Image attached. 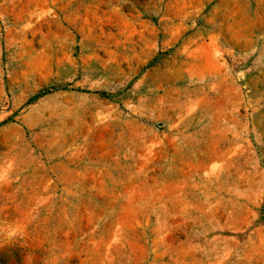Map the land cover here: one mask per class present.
Masks as SVG:
<instances>
[{"label": "rangeland", "instance_id": "1", "mask_svg": "<svg viewBox=\"0 0 264 264\" xmlns=\"http://www.w3.org/2000/svg\"><path fill=\"white\" fill-rule=\"evenodd\" d=\"M0 264H264V0H0Z\"/></svg>", "mask_w": 264, "mask_h": 264}]
</instances>
